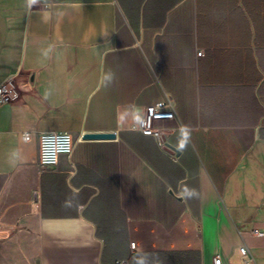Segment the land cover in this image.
<instances>
[{
  "label": "crops",
  "instance_id": "crops-1",
  "mask_svg": "<svg viewBox=\"0 0 264 264\" xmlns=\"http://www.w3.org/2000/svg\"><path fill=\"white\" fill-rule=\"evenodd\" d=\"M7 78L0 264H264V0H0Z\"/></svg>",
  "mask_w": 264,
  "mask_h": 264
},
{
  "label": "built area",
  "instance_id": "built-area-1",
  "mask_svg": "<svg viewBox=\"0 0 264 264\" xmlns=\"http://www.w3.org/2000/svg\"><path fill=\"white\" fill-rule=\"evenodd\" d=\"M204 55L203 51L198 52V57ZM17 96L12 78H7L0 84V106L10 104ZM160 121H178L176 112V103L170 94L158 103L145 108L144 116L133 127L146 135L161 137V132L156 124ZM24 141H30L29 133L23 134ZM39 143L41 151V165L47 168H55L59 164L61 156L71 155L74 143L71 135L63 132H43L39 134ZM163 147H166L163 144ZM257 234V230L254 231ZM131 248L136 251V244L131 243ZM244 257L249 256L248 250L243 247L240 249ZM118 264H128V262H119ZM213 264H224L220 256L214 258Z\"/></svg>",
  "mask_w": 264,
  "mask_h": 264
},
{
  "label": "water",
  "instance_id": "water-1",
  "mask_svg": "<svg viewBox=\"0 0 264 264\" xmlns=\"http://www.w3.org/2000/svg\"><path fill=\"white\" fill-rule=\"evenodd\" d=\"M84 140H107L115 139V134H86Z\"/></svg>",
  "mask_w": 264,
  "mask_h": 264
},
{
  "label": "clouds",
  "instance_id": "clouds-1",
  "mask_svg": "<svg viewBox=\"0 0 264 264\" xmlns=\"http://www.w3.org/2000/svg\"><path fill=\"white\" fill-rule=\"evenodd\" d=\"M106 79H111V77L109 76V77H106Z\"/></svg>",
  "mask_w": 264,
  "mask_h": 264
}]
</instances>
